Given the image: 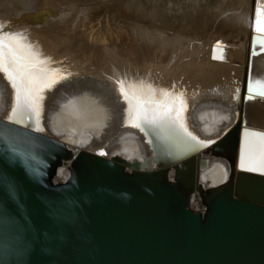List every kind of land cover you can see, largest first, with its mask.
Returning a JSON list of instances; mask_svg holds the SVG:
<instances>
[{
    "label": "bare ground",
    "instance_id": "1",
    "mask_svg": "<svg viewBox=\"0 0 264 264\" xmlns=\"http://www.w3.org/2000/svg\"><path fill=\"white\" fill-rule=\"evenodd\" d=\"M82 1L0 0V31L21 34L59 80L51 90H45L39 120L25 116L18 124L33 130L38 126L42 129L38 132L53 136L66 147L100 150L108 158L138 160L151 169L202 148L186 146L167 130L154 132L127 125V104L118 88V81H122L125 87L135 84L145 90L151 88L157 100L163 99L164 93L180 97L185 102L183 117L188 131L199 140L215 143L236 131L237 146L231 163L215 157L210 150L199 152L206 162L205 168L196 170V186L201 191L222 185L230 172L240 171L245 129L264 133V97L248 91L249 80L264 81V48L254 40L257 10L264 15V0H241L240 11H234L230 0H214L218 11L213 15L202 4L206 0H134L133 4L140 5L145 13L153 11L164 17V25L150 30V25H142L130 14L124 29L107 22L94 26L92 20L82 23L88 26L81 29L86 30L85 35H79L71 29L74 20L63 17L71 15L76 3ZM174 5L180 7L182 16L200 24L203 33L222 14L220 23L225 31L244 22L248 32L245 44L227 48L222 41H207L204 35L194 38L182 35L180 30L167 32L166 26L175 19L168 8ZM13 96L0 73V117L5 120ZM151 156L152 165L145 163L144 159ZM68 177L69 171L59 167L52 181ZM190 207L202 208L197 189L190 195Z\"/></svg>",
    "mask_w": 264,
    "mask_h": 264
},
{
    "label": "water",
    "instance_id": "2",
    "mask_svg": "<svg viewBox=\"0 0 264 264\" xmlns=\"http://www.w3.org/2000/svg\"><path fill=\"white\" fill-rule=\"evenodd\" d=\"M236 146L232 131L151 169L0 117V264H264V175L196 186L199 152L231 163Z\"/></svg>",
    "mask_w": 264,
    "mask_h": 264
},
{
    "label": "snow or ice",
    "instance_id": "3",
    "mask_svg": "<svg viewBox=\"0 0 264 264\" xmlns=\"http://www.w3.org/2000/svg\"><path fill=\"white\" fill-rule=\"evenodd\" d=\"M256 32L260 35L254 40L264 48V15L259 9ZM47 63L24 42L21 34L0 31V73L14 93L9 123H21L25 116L39 120L45 90H51L59 82L58 74L47 67ZM118 88L127 104V125L147 127L154 132L167 130L188 147H206L214 143L199 140L188 131L183 117L185 102L180 97L164 93V98L157 100L151 88L145 90L135 84L125 87L122 81H118ZM248 91L264 97V81L254 83L249 80ZM35 130L42 129L37 126ZM240 168L264 174V133L245 129L240 147Z\"/></svg>",
    "mask_w": 264,
    "mask_h": 264
},
{
    "label": "rangeland",
    "instance_id": "4",
    "mask_svg": "<svg viewBox=\"0 0 264 264\" xmlns=\"http://www.w3.org/2000/svg\"><path fill=\"white\" fill-rule=\"evenodd\" d=\"M157 1L162 3L164 0H157ZM177 1H180V0H177ZM92 2H93V4H92ZM133 2H134V0H90V1L84 0L82 2L76 3V6H77V8H75L76 10H74L71 13V15H68V16L63 17V18H65V20H72V21L74 20L70 24V26H71V29L79 32V35H85L86 30L82 31L81 29L83 27L85 28L88 26V25L85 26L86 23L83 25H82V23H84V22H87L88 24L93 23V22H91L92 20H95V22L92 24L94 26L97 25V22H101V23H103V26H105V23L107 22L111 27H114V28L117 27L118 30L124 29L125 27H127L126 19H127L128 15H130V14L134 15L135 20H138V21L141 20L140 23L142 25H144V26L150 25L149 26L150 30L156 29V28L159 29L160 27H162L164 25L163 20H165V18L162 17L159 13L153 12V11H148L145 13L142 9H140L141 8L140 5L139 6L134 5ZM205 2H207V3H205ZM202 4H205L206 11L209 15H213L214 13H217L218 7L215 5L214 0H206V1L202 2ZM229 4L233 6L234 11H240L239 9L241 8L240 6L242 5L241 0H230ZM174 6H175V9L173 8ZM174 6H171L170 8H168L169 15L171 17L173 15H175V19L171 20L170 24H168V26H166L167 32L175 33L178 30H180V33L182 35L188 36V37L192 36L194 38H200L201 35H204L207 38V41H209V42L215 41V40L216 41H222V46H225L227 48H229V47L230 48H238V47L245 44L248 32H247L246 24L244 22L240 21L239 25H236L233 23L234 24V25H232L233 30L232 31H225V29L223 28V25H221V23H220L221 17H223V14H222V15H219V17H217V19L214 20L215 22H213L214 24H212V27L206 33H203L202 27L200 24H197L190 17L182 16V12H181L180 7L178 5H174ZM95 7H97L98 9ZM99 7H100V9H99ZM96 10H98V11H96ZM105 14H106V16H108V18H106ZM135 15H137V16H135ZM74 17H76V19H74ZM158 17L160 19H158ZM161 19H163V20H161ZM151 21L152 22L154 21V23H152ZM80 22H81V24H80ZM241 24H242V26H241ZM238 26H239V28H237ZM98 27H100V26H98ZM145 29H146V27L143 28V30H145ZM243 32H244V34H243ZM107 36H108V34H107ZM106 38L108 39V37H106ZM225 47H224V49H225ZM80 79H82V78L79 77L78 80H80Z\"/></svg>",
    "mask_w": 264,
    "mask_h": 264
}]
</instances>
